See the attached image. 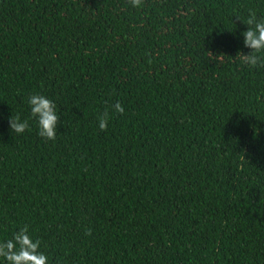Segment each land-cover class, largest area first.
Returning a JSON list of instances; mask_svg holds the SVG:
<instances>
[{
	"label": "trees",
	"instance_id": "16d2710c",
	"mask_svg": "<svg viewBox=\"0 0 264 264\" xmlns=\"http://www.w3.org/2000/svg\"><path fill=\"white\" fill-rule=\"evenodd\" d=\"M252 13L264 0H0V239L27 225L49 264H264V66L236 55Z\"/></svg>",
	"mask_w": 264,
	"mask_h": 264
},
{
	"label": "clouds",
	"instance_id": "9594fccd",
	"mask_svg": "<svg viewBox=\"0 0 264 264\" xmlns=\"http://www.w3.org/2000/svg\"><path fill=\"white\" fill-rule=\"evenodd\" d=\"M132 7L139 8L142 0H129ZM249 27L243 31L245 46L251 49L250 53L238 51L240 63L249 68L264 66V17L257 18L252 13L243 21ZM32 117L36 121L38 134L48 140H55L58 129L59 114L57 105L47 96L33 93L27 99ZM118 113L124 112L120 102L114 105ZM108 116L105 114L98 118V126L101 130L108 127ZM10 128L17 134L24 133L28 129L27 120H21L19 116L10 117ZM0 264H49V256L40 251V241L33 239L27 225L15 231L11 238L0 239Z\"/></svg>",
	"mask_w": 264,
	"mask_h": 264
}]
</instances>
